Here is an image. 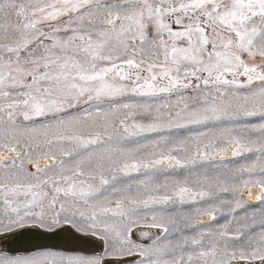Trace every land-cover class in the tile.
Here are the masks:
<instances>
[{"label": "snow or ice", "instance_id": "obj_1", "mask_svg": "<svg viewBox=\"0 0 264 264\" xmlns=\"http://www.w3.org/2000/svg\"><path fill=\"white\" fill-rule=\"evenodd\" d=\"M110 128L158 138L123 148ZM0 129L16 157L0 161V264H264V208L232 231L237 200L219 231L187 235L188 217L167 207L239 194L236 174L264 203V0H0ZM33 143L47 146L35 160ZM228 147L257 155L231 177L195 174L210 157L223 165ZM180 170L189 174L173 178ZM242 228L247 244L230 246ZM31 229L93 251L16 254L17 234Z\"/></svg>", "mask_w": 264, "mask_h": 264}, {"label": "rangeland", "instance_id": "obj_2", "mask_svg": "<svg viewBox=\"0 0 264 264\" xmlns=\"http://www.w3.org/2000/svg\"><path fill=\"white\" fill-rule=\"evenodd\" d=\"M249 123H259L260 118L259 117H252L249 121ZM110 131L114 132V140L113 144H118L120 147L123 148H135L139 144H143L146 142H149L151 140L157 139V134H151L147 137H129L127 139H120V137H126L127 134L123 132L122 128L118 129H109ZM201 129L197 128H192V129H179L176 130L174 129L173 132L170 134V136L173 139L177 138H184L186 136L191 135L192 133H195L197 131H200ZM217 135L219 134V130H215ZM257 134L253 133V136L255 137ZM14 144L13 141H11V137L9 135V130L8 129H0V156L1 159L0 161L4 160L7 158V160H13L16 159L14 155L9 154V147ZM225 142L224 140H220L219 146H224ZM3 145H8L9 147H3ZM21 152L28 151L29 149L24 148V142L22 141L19 145H16ZM32 151V156L33 159L35 160L39 153L41 151H47V146L41 145L39 149H37L36 144L33 143L32 148L30 149ZM232 147H228L227 152H225L223 155L225 157L224 164L220 165L217 167L216 165L219 164L220 162V156H214L210 157L208 161H206L203 164H197L195 166L194 172L196 175H204L207 174L209 176H215L217 174H224L228 175L231 177L232 173L230 172L231 169L238 168L243 164H250L254 159L255 156L257 155L256 153H244L242 157H236L233 158L231 153H232ZM196 151V145L195 144H189V152L194 153ZM211 151V149H209ZM57 155L59 157V152H57ZM181 156L184 155L183 152L180 153ZM197 159H199L197 157ZM25 165L26 167L29 168V170H34L32 165L27 164V158H24ZM40 166L44 167L46 164L51 165L52 161L49 159L47 161L40 159L39 161ZM226 165V167H225ZM163 167H167V165H164ZM191 167V166H190ZM3 174V171L0 170V175ZM189 172L188 170H180V173L178 175L173 174V178H183V176L188 175ZM157 180L160 182H163L164 175L163 174H157ZM254 178H258L254 177ZM248 179L247 174H243L241 176L240 174H236L235 178L229 179V187L232 185H235L239 189V194L229 191L227 193L224 192H219L218 190L215 191V195L211 199H205L204 201L198 202L196 204H184L180 205L179 203L175 205H170L168 207V212L171 215H174L177 217L178 220H180L181 217H188V221L185 222L183 220H180V228L181 230L187 234V235H193L197 230H208L212 232H217L219 231V227L223 225L226 220L231 219V206L235 205V202L237 200L242 201L244 204V207L238 208L236 213H235V220H233L232 224L230 225V230L235 231V228L243 225H251L252 220L250 219L253 215H255L257 222L259 221L260 215H261V209L264 208V203H261L260 201H257L256 198L252 200H246L244 197V194H248V189H246L243 186L244 180ZM259 188V185H256L251 188V194L253 192V189ZM260 192L258 195H260ZM199 200V198H197ZM221 201H227L229 203H224L222 204ZM210 205H217L221 208V212L217 213V219L215 221L211 220V217L207 214H200L197 215V209H200L203 211L204 209L209 208ZM205 217H209L208 219H205ZM150 219V217H149ZM202 222V223H201ZM205 226L206 229H205ZM157 230V229H156ZM243 235L239 241L233 240L229 241L230 246L233 247H243L247 244L248 236L251 235L252 233L249 231V229L242 228ZM156 235H162L161 231L157 230ZM180 233H173L172 234V239H178ZM149 240H145V243H150ZM205 246H207V240L205 241Z\"/></svg>", "mask_w": 264, "mask_h": 264}, {"label": "water", "instance_id": "obj_3", "mask_svg": "<svg viewBox=\"0 0 264 264\" xmlns=\"http://www.w3.org/2000/svg\"><path fill=\"white\" fill-rule=\"evenodd\" d=\"M31 233L40 235L45 241L40 244H33L32 242H26L27 239L26 236ZM61 235L68 236L66 233L60 230H57L54 233H47L39 229L23 230L21 233L17 234L16 239L12 243V247L13 249L16 250V252H23L34 248L49 249V250H64V251H78V250L90 248L89 246L84 245L81 241L76 240L71 236L68 237L72 240V242L70 243L62 242L59 238ZM21 237L22 239L19 240V238ZM16 240L22 242L18 241L16 243Z\"/></svg>", "mask_w": 264, "mask_h": 264}, {"label": "bare ground", "instance_id": "obj_4", "mask_svg": "<svg viewBox=\"0 0 264 264\" xmlns=\"http://www.w3.org/2000/svg\"><path fill=\"white\" fill-rule=\"evenodd\" d=\"M0 159H1V156H0ZM260 192V189L257 187L255 189H253V192L251 195L249 194H244V197L246 198V200H252V199H255L257 196H258V193ZM209 217H205V219H208ZM159 231V230H158ZM152 232L156 235L158 232L156 229H153ZM26 242H32L33 244H40V243H43L45 240H43V238L38 235V234H34V233H31V234H28L26 236ZM60 240L62 242H65V243H70L72 242V240L68 237V236H65V235H61L60 237ZM21 238H19V240H21ZM134 239H139L138 237H135L134 236ZM19 240H16V243L19 241ZM147 240V239H146ZM19 242H22V241H19ZM77 242V241H76ZM149 242V241H148ZM74 243V242H73ZM78 243V242H77ZM82 250H86L87 252H90V251H93V249L91 248H86V249H82ZM35 251H59V252H73V251H64V250H49V249H37V248H34V249H30V250H26V251H23V252H16V254H21V255H24V254H29L31 252H35ZM240 264H244V262H240Z\"/></svg>", "mask_w": 264, "mask_h": 264}]
</instances>
